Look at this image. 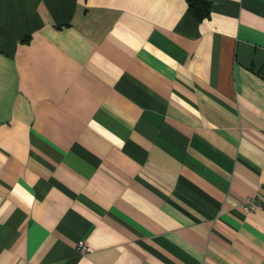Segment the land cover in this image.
Segmentation results:
<instances>
[{"label": "crops", "instance_id": "crops-1", "mask_svg": "<svg viewBox=\"0 0 264 264\" xmlns=\"http://www.w3.org/2000/svg\"><path fill=\"white\" fill-rule=\"evenodd\" d=\"M205 1L0 0V264H264V0Z\"/></svg>", "mask_w": 264, "mask_h": 264}, {"label": "trees", "instance_id": "trees-1", "mask_svg": "<svg viewBox=\"0 0 264 264\" xmlns=\"http://www.w3.org/2000/svg\"><path fill=\"white\" fill-rule=\"evenodd\" d=\"M190 13L196 19H202L209 14L210 5L205 0H186Z\"/></svg>", "mask_w": 264, "mask_h": 264}, {"label": "built area", "instance_id": "built-area-1", "mask_svg": "<svg viewBox=\"0 0 264 264\" xmlns=\"http://www.w3.org/2000/svg\"><path fill=\"white\" fill-rule=\"evenodd\" d=\"M258 207H260V204L258 202V199L254 197V198L248 199V201L245 204H243L242 209L249 211L255 208L258 209ZM77 248L80 252H84V251L86 252L87 250V246L82 241L78 243Z\"/></svg>", "mask_w": 264, "mask_h": 264}]
</instances>
